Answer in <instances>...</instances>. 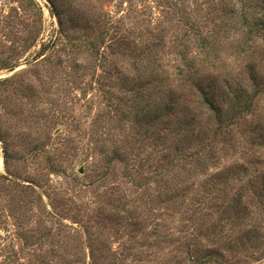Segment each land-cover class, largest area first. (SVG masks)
<instances>
[{
  "label": "rangeland",
  "instance_id": "1",
  "mask_svg": "<svg viewBox=\"0 0 264 264\" xmlns=\"http://www.w3.org/2000/svg\"><path fill=\"white\" fill-rule=\"evenodd\" d=\"M256 2L0 0V264H264V35L237 36L229 10ZM223 22L205 59L199 39ZM181 55L219 89L253 66L250 110L215 133L198 91L176 81ZM146 64L170 74L189 138L164 123L136 132L128 81Z\"/></svg>",
  "mask_w": 264,
  "mask_h": 264
},
{
  "label": "trees",
  "instance_id": "2",
  "mask_svg": "<svg viewBox=\"0 0 264 264\" xmlns=\"http://www.w3.org/2000/svg\"><path fill=\"white\" fill-rule=\"evenodd\" d=\"M233 8V6H230L229 10L231 13H240L238 21L237 23L235 22L234 25L238 24L239 27L243 28H237V36H239L238 34H243L245 38L244 40L247 42L248 40H252L253 37L256 38L258 35H264V0H257L253 13L246 12L245 8H242L241 6L239 8H234L235 11L232 10ZM53 13L57 16L59 24H62L60 13L56 10ZM181 17L186 19L185 16ZM223 24L224 22L222 23V26ZM228 31L229 28L225 22L221 30L216 29L215 31H212L209 36H203L199 39L200 48H205L206 45L208 48L205 49V52H207L205 59H208L210 52L213 54V57L216 56L213 52L216 47L215 44H217L216 42H219L220 34H225ZM59 35L60 37H64L63 40L65 42L73 45L70 38L66 41L65 36L68 37L66 33L64 35L59 32ZM184 35L188 36L187 32H185ZM183 41L184 49L188 50V41ZM88 42L91 45L94 43L91 40H88ZM38 53H40V51ZM181 59L185 68L178 64L173 65L175 69L174 74L177 78L176 81L179 80L188 83L189 85L194 86L198 91L201 106L208 111L207 122L212 123L214 121L217 123V131L215 133H218V130L227 127L237 116H241L245 112L247 113L253 106V100L258 93L259 86L261 85L258 72L253 66H250L246 70V76L244 78L239 79L230 72L228 75L229 78L226 77L222 80L223 90V88L219 89V85L215 84L214 81L210 84H205L203 83V80L199 78L198 75L200 74V70L198 69L199 63L197 62L196 55L187 58V60H184V56L181 55ZM145 67L148 70L145 71ZM144 68L142 67L140 72H137L136 75L128 81H131L132 85L129 90L132 91V96L135 97L132 100V105L127 109V116L130 114L133 116L134 123L136 124V132H140V134L146 136L148 133L153 132L159 123H164L165 127H167L166 133H170L176 129L175 132L179 133L178 135L183 133V139L185 137L189 138V134L190 132H193L196 122L193 123V118H187L185 117L186 115L182 117L177 116L176 114L174 115L176 99L178 96L174 94L170 87L171 82L168 80L170 74L159 75L158 72L154 71V68L147 66V64ZM223 100L227 101L226 105L223 104ZM201 135L202 133H199L198 137L201 138ZM180 150L181 149L175 148V151ZM115 155L120 162L126 163L125 158H120L117 154ZM181 155L182 156L178 157L179 159H184V157H186V159L189 160L193 157L191 152L183 153ZM197 164L201 166L202 163L198 161ZM51 169L53 170V168ZM222 181H224V179H222ZM259 187L264 189V182H261ZM167 197L169 198V196ZM245 207L246 203H244L241 198L236 197L233 199L232 203H228L227 211L231 213L232 219L240 221L243 217L241 210L245 209ZM204 257V262L207 260L206 258H210L217 262V257H215L213 252Z\"/></svg>",
  "mask_w": 264,
  "mask_h": 264
}]
</instances>
